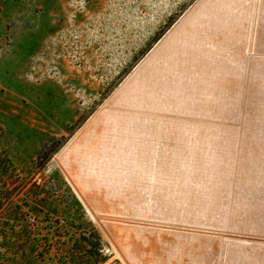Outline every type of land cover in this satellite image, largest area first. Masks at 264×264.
<instances>
[{"label": "rangeland", "instance_id": "rangeland-1", "mask_svg": "<svg viewBox=\"0 0 264 264\" xmlns=\"http://www.w3.org/2000/svg\"><path fill=\"white\" fill-rule=\"evenodd\" d=\"M0 264H264V0H0Z\"/></svg>", "mask_w": 264, "mask_h": 264}, {"label": "bare ground", "instance_id": "bare-ground-1", "mask_svg": "<svg viewBox=\"0 0 264 264\" xmlns=\"http://www.w3.org/2000/svg\"><path fill=\"white\" fill-rule=\"evenodd\" d=\"M256 13V12H255Z\"/></svg>", "mask_w": 264, "mask_h": 264}]
</instances>
